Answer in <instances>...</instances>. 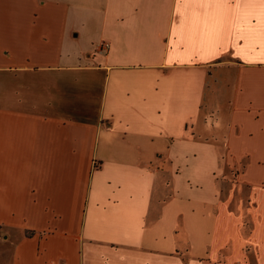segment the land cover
I'll use <instances>...</instances> for the list:
<instances>
[{"label": "crops", "instance_id": "crops-1", "mask_svg": "<svg viewBox=\"0 0 264 264\" xmlns=\"http://www.w3.org/2000/svg\"><path fill=\"white\" fill-rule=\"evenodd\" d=\"M0 264H264V0H0Z\"/></svg>", "mask_w": 264, "mask_h": 264}]
</instances>
